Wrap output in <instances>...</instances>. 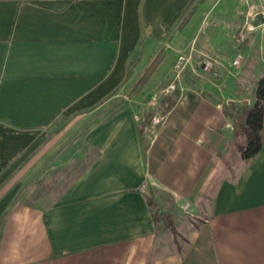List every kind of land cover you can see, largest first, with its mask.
Instances as JSON below:
<instances>
[{"label": "crops", "instance_id": "crops-1", "mask_svg": "<svg viewBox=\"0 0 264 264\" xmlns=\"http://www.w3.org/2000/svg\"><path fill=\"white\" fill-rule=\"evenodd\" d=\"M258 4L0 0V264H264V123L260 151L243 160L234 122L247 77L264 76V25L239 31ZM159 48L190 58L177 87L155 99L174 80L162 76L107 104L133 59ZM82 121L81 133L62 129ZM85 152L62 187L24 190Z\"/></svg>", "mask_w": 264, "mask_h": 264}, {"label": "rangeland", "instance_id": "rangeland-1", "mask_svg": "<svg viewBox=\"0 0 264 264\" xmlns=\"http://www.w3.org/2000/svg\"><path fill=\"white\" fill-rule=\"evenodd\" d=\"M259 6L260 5L258 4L257 6H252L251 7L252 9L251 8L249 9V11H248L249 14L247 17L245 29H244V31L239 30L241 33H247L246 36L250 35L249 33L254 31V29H248L247 28L248 23L255 26L256 23L262 22V25H264V20H262V21L258 20L256 18V16H254V12L258 10ZM258 13H261V12L258 11L256 14H258ZM240 37H241V35H240ZM156 54L157 55L160 54L163 56V55H165V51L162 48H159L155 51L154 54L149 55L148 57L144 58L143 61L139 60V58L133 59L132 63L136 62L135 65H137V63H138V65L137 66L133 65V67H132L133 70L128 76V82H127L128 85H126L120 92H118V95H116L115 97L110 99L107 102V104H110V102L113 101V105H115V104L120 105L123 102H124L123 104L129 103L132 98L138 99V96H141L140 92L142 91L143 85L149 86L152 83L160 80V77H162V76H166L165 80L167 78H169V79L174 78V80L169 81V84H168V79L165 82H164V80L161 81L158 84V86L156 87V89H154L156 94L155 93L144 94V97L142 98L144 103L153 101L154 98L153 99L150 98V96L153 94H155V96H156L155 99L156 98L160 99V98L164 97L166 94H168L169 92H172V89H170V90L167 89L168 86L174 85L175 88L177 87V84H178V82L182 76L181 75L182 72L178 75V78H177V71L174 68L175 61L174 62L172 61V58L168 52H167L166 56H164L163 60L160 62L156 71L154 70L155 71V72L153 71L154 73H152L147 79H144L143 82L139 83L141 76L143 75V73L147 69L149 63H151L152 58ZM183 56H185V55H183ZM185 57H187V56H185ZM177 58H176V60H177ZM132 63H131V65H132ZM170 66H171V69H170ZM247 81H249L248 85L253 83V86L251 89L252 91L250 90L249 91L250 94H247L248 98H245L244 100L242 99L241 103H238V105H235L236 106L235 110L237 111V114H238V110L240 109V107H239L240 105L241 106L242 105H245V106L248 105L249 101L247 99H250L249 95L252 98L254 96L253 93L255 92L257 80L254 82V74L253 73H250V77L249 76L247 77ZM233 82L236 83V78L234 76H232V74L229 76L228 81L224 80V84H228V85H231ZM155 99H154V102H155ZM131 103H133V102L131 101ZM85 127H86V125L84 126L83 121H82V122H79L77 125H73V124H69V123L64 124L62 129L66 128L68 133H70V134L71 133L72 134H78V133H81V131ZM89 156H90V153L85 152V155L83 157L80 156V158H77V157L71 158L69 161V164L64 166L65 169H69V171H67V172L59 169L60 168L59 167L58 171L56 169H51L48 173L43 174V176L41 177L42 179L37 178L35 180V179L31 178L32 179L31 180L28 178L25 182L24 190H26V192L27 191L30 192L31 194H32V190H33L34 191L33 196L36 195V197H37V196H40V194L45 193L46 191H51V189L62 187L63 184H65L67 181H69L70 179H72L76 175V173L82 168L83 162L84 161L86 162L88 160ZM61 168H63V167L61 166ZM175 239H177V242L181 241V238L179 236H175Z\"/></svg>", "mask_w": 264, "mask_h": 264}, {"label": "trees", "instance_id": "trees-1", "mask_svg": "<svg viewBox=\"0 0 264 264\" xmlns=\"http://www.w3.org/2000/svg\"><path fill=\"white\" fill-rule=\"evenodd\" d=\"M163 56L157 55L150 65L147 67L143 75L141 76L139 83L147 79L154 70L158 67L162 61ZM143 84V83H142ZM169 107L174 104V100L168 99ZM164 113H166V111ZM163 113V114H164ZM147 121L143 120L141 124L140 132L143 131L144 125ZM238 134L244 138L242 144L237 146L240 158L243 160H249L256 156L262 146L261 128L264 123V76H261L256 83L254 92V102L251 105L243 106L238 110V116L234 119ZM148 206L151 209V214L155 223L162 221L166 228H168L174 235L176 230L171 217L168 214L161 212L155 202L148 198ZM147 264H151L149 261Z\"/></svg>", "mask_w": 264, "mask_h": 264}, {"label": "built area", "instance_id": "built-area-1", "mask_svg": "<svg viewBox=\"0 0 264 264\" xmlns=\"http://www.w3.org/2000/svg\"><path fill=\"white\" fill-rule=\"evenodd\" d=\"M259 8L257 11L254 12V16H256L257 12H261L262 14H264V0H259ZM247 28L248 29H255V26H253L252 24L248 23L247 24ZM190 58L189 57H185L183 55H179L177 60L175 61V65L174 68L177 71V78L178 75L184 70V68L186 67V65L189 63ZM237 62V60L234 61V64ZM201 66L206 70L209 68L210 64L208 62H200ZM167 89H172V91L175 89L174 85L168 86ZM151 121L153 124L155 125H160L163 121V117L160 116H153L151 118Z\"/></svg>", "mask_w": 264, "mask_h": 264}, {"label": "water", "instance_id": "water-1", "mask_svg": "<svg viewBox=\"0 0 264 264\" xmlns=\"http://www.w3.org/2000/svg\"><path fill=\"white\" fill-rule=\"evenodd\" d=\"M256 18L258 19V20H264V14H262V13H258L257 15H256Z\"/></svg>", "mask_w": 264, "mask_h": 264}]
</instances>
